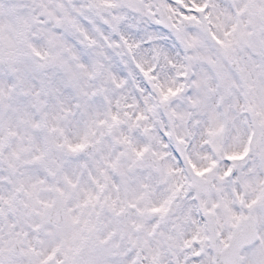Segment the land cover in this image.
I'll list each match as a JSON object with an SVG mask.
<instances>
[{
  "label": "snow or ice",
  "instance_id": "1",
  "mask_svg": "<svg viewBox=\"0 0 264 264\" xmlns=\"http://www.w3.org/2000/svg\"><path fill=\"white\" fill-rule=\"evenodd\" d=\"M0 264H264V0H0Z\"/></svg>",
  "mask_w": 264,
  "mask_h": 264
}]
</instances>
